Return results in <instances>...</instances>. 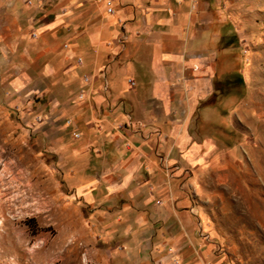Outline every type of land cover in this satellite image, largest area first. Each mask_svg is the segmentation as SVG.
<instances>
[{"label": "rangeland", "instance_id": "374dc122", "mask_svg": "<svg viewBox=\"0 0 264 264\" xmlns=\"http://www.w3.org/2000/svg\"><path fill=\"white\" fill-rule=\"evenodd\" d=\"M54 7L0 0V264H185V252L197 264H264V0H186L184 36L138 34L136 73L123 69L119 86L111 82L118 68L101 71L98 105L85 89L46 76L38 27ZM159 41L177 47L173 67L154 65ZM78 102L96 114L79 118ZM111 109L122 118L106 128ZM103 133L105 143L121 139L127 157L148 139L160 181L142 174L120 186L111 211L95 214L82 181L126 177L94 161ZM150 191L155 205L187 203L199 244L155 243ZM109 213L120 218L112 226L103 221ZM135 214L144 220L134 223Z\"/></svg>", "mask_w": 264, "mask_h": 264}, {"label": "crops", "instance_id": "0c3cea01", "mask_svg": "<svg viewBox=\"0 0 264 264\" xmlns=\"http://www.w3.org/2000/svg\"><path fill=\"white\" fill-rule=\"evenodd\" d=\"M177 4H181L179 10ZM110 7L112 11L108 10ZM50 14L51 17L44 15L43 23L38 27L39 35L45 41L40 48L47 56L44 68L46 76H51L56 85L68 87L73 84L78 89H85L87 96L93 95L96 105L104 103L105 100L102 90L104 77L101 71L107 75L113 67L118 68V75L114 74L111 82L119 86L124 84V80L126 81L123 76L126 71L123 72V69H127L131 75L136 73V66L140 60L138 34L165 32V35L174 38H170L172 41L178 42L174 36H184L190 20L189 13L186 12V0H55L54 10ZM160 14L163 16L160 21L161 26L158 23ZM163 27L167 30L164 31ZM121 37L127 40L126 45L118 42ZM64 44H67L68 48L63 49ZM176 48L172 46L171 49L164 50L163 42H157V46L152 48V53H154L153 49L156 51V55H152L154 65L167 63L173 67L180 59L175 53ZM75 57L82 59L81 64H72ZM182 59L185 60V57ZM78 67H85L87 72H78ZM84 75L91 76L90 83H84ZM129 78L135 80L132 76ZM111 82H108L109 86ZM120 96L117 95L113 99H119ZM83 105V102L76 104L75 112L79 118L96 114L94 113L96 109L85 108ZM104 116L107 117L105 118L108 122L105 123L107 128L113 126L112 122L120 120L122 113L117 109H111V111L105 110ZM101 125L104 124L101 122ZM88 133L87 130V137ZM107 139L108 136L103 133L100 136V143H92L99 147L98 156L94 161L103 167L111 164V170L123 167L126 177L122 184H114L112 178L109 183L107 182L108 177H113L112 174L100 176L94 173L82 181L79 190L87 187L86 200L98 207L102 205V208L97 207L95 214L99 210H105L107 206L109 208L106 210L111 211V207L114 206L113 197L119 193L120 186L125 187L128 182L137 180L142 174L153 181L157 179L154 176L158 173V156L153 153V144L148 139L140 138L134 144L132 155L128 157L120 143L121 139L118 138V141L113 139L115 142L112 140V143H105ZM159 181L156 180V185H159ZM148 193L152 197L148 200V204L154 206L152 216L155 222H160L157 227L160 229L158 239L155 243L180 245L182 251H189V248L191 250L189 245L195 247L200 243L194 233L193 215L187 208V203H180L177 206L155 205L151 201L154 192ZM172 195H174L173 191ZM103 218V221L107 222L106 226H112L120 220L113 213L104 215ZM144 218L142 214H135L132 220L138 224ZM182 261L185 264H197L190 255L186 256V252L182 255Z\"/></svg>", "mask_w": 264, "mask_h": 264}, {"label": "built area", "instance_id": "2783aa9c", "mask_svg": "<svg viewBox=\"0 0 264 264\" xmlns=\"http://www.w3.org/2000/svg\"><path fill=\"white\" fill-rule=\"evenodd\" d=\"M108 10L112 11V8L110 7ZM81 62H82V59L78 58V64H81ZM83 81H84L85 84H88L91 81V77L89 75H84L83 76ZM129 83L133 85L135 82H134L133 79H130ZM82 96H84V92H82L81 97Z\"/></svg>", "mask_w": 264, "mask_h": 264}, {"label": "bare ground", "instance_id": "6f19581e", "mask_svg": "<svg viewBox=\"0 0 264 264\" xmlns=\"http://www.w3.org/2000/svg\"><path fill=\"white\" fill-rule=\"evenodd\" d=\"M14 178V177H13ZM2 180V179H1ZM8 184V183H7Z\"/></svg>", "mask_w": 264, "mask_h": 264}]
</instances>
